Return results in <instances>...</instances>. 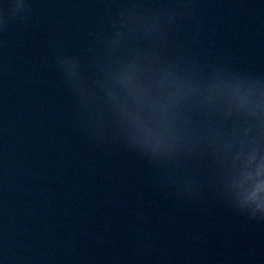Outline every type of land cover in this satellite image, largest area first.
<instances>
[{
    "label": "water",
    "instance_id": "95a60500",
    "mask_svg": "<svg viewBox=\"0 0 264 264\" xmlns=\"http://www.w3.org/2000/svg\"><path fill=\"white\" fill-rule=\"evenodd\" d=\"M24 2H0V261L264 264V0Z\"/></svg>",
    "mask_w": 264,
    "mask_h": 264
},
{
    "label": "clouds",
    "instance_id": "9594fccd",
    "mask_svg": "<svg viewBox=\"0 0 264 264\" xmlns=\"http://www.w3.org/2000/svg\"><path fill=\"white\" fill-rule=\"evenodd\" d=\"M2 2V0H0ZM8 5H3V14L0 15V27H6L8 25V17H7V8ZM16 10H21L26 7L24 0H16V3L14 5ZM0 264H3L2 261H0Z\"/></svg>",
    "mask_w": 264,
    "mask_h": 264
}]
</instances>
